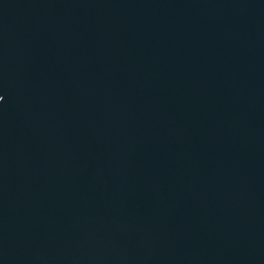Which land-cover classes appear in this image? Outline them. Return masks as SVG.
Wrapping results in <instances>:
<instances>
[{"label": "water", "instance_id": "95a60500", "mask_svg": "<svg viewBox=\"0 0 264 264\" xmlns=\"http://www.w3.org/2000/svg\"><path fill=\"white\" fill-rule=\"evenodd\" d=\"M0 264H264V0H0Z\"/></svg>", "mask_w": 264, "mask_h": 264}, {"label": "clouds", "instance_id": "9594fccd", "mask_svg": "<svg viewBox=\"0 0 264 264\" xmlns=\"http://www.w3.org/2000/svg\"><path fill=\"white\" fill-rule=\"evenodd\" d=\"M3 97H0V99H2Z\"/></svg>", "mask_w": 264, "mask_h": 264}]
</instances>
